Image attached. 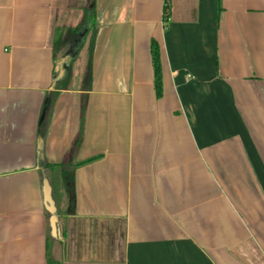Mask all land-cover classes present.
I'll return each mask as SVG.
<instances>
[{
	"label": "crops",
	"instance_id": "1",
	"mask_svg": "<svg viewBox=\"0 0 264 264\" xmlns=\"http://www.w3.org/2000/svg\"><path fill=\"white\" fill-rule=\"evenodd\" d=\"M95 1L91 54L90 0H0V264H264V0ZM84 101L53 234L39 142L62 163Z\"/></svg>",
	"mask_w": 264,
	"mask_h": 264
},
{
	"label": "trees",
	"instance_id": "2",
	"mask_svg": "<svg viewBox=\"0 0 264 264\" xmlns=\"http://www.w3.org/2000/svg\"><path fill=\"white\" fill-rule=\"evenodd\" d=\"M95 0H90L89 4V10L87 11L86 15V23L91 25L90 30L88 31V35L92 33V40H91V45H90V52L93 54L94 50V45L96 41V37L98 36V27L95 24ZM165 14L166 17H169L170 14V6H165ZM83 29V26L74 28V29H68L66 30H57L55 32L56 39H55V49H56V60H61V53L65 51V47L69 44H73L74 40L77 38L78 34L81 32ZM61 55V56H60ZM152 58H153V68H154V84H155V91H156V97L160 99L162 97V92L163 88L162 87V68H161V63H160V54H159V49L158 45L153 42L152 43ZM91 63V60H90ZM92 64L88 66V69L86 71L85 75V88L90 89L91 82H92ZM59 75H56L58 77ZM67 76L62 78V80L59 82H54L53 84V89L54 93L52 94V99L47 102L48 104L46 105L45 108V113L49 110L51 104H53L56 100V98L59 96V93L61 90H65L67 86ZM85 111H86V104L85 101L82 103V110H81V131L80 134L78 135V138L76 142L74 143L72 149L70 152L67 154L66 158L64 161L58 165H50L47 164L45 161H42L41 155L39 156V162H40V173L43 176V181L47 182L50 186L51 189V198L52 201L54 202L55 208H56V215L58 214V205H57V191L59 185H62L63 189V194L66 200V203L68 205V211L73 212L74 210V205H75V192H74V183H75V170L77 167L84 165L85 163L88 162H76L75 160V155L77 151H79L81 141H82V135H83V124H84V118H85ZM57 177L61 179V184L60 182L57 181ZM58 216V215H57ZM56 216V217H57ZM47 264H62L61 262L53 260L50 256L48 257Z\"/></svg>",
	"mask_w": 264,
	"mask_h": 264
},
{
	"label": "water",
	"instance_id": "3",
	"mask_svg": "<svg viewBox=\"0 0 264 264\" xmlns=\"http://www.w3.org/2000/svg\"><path fill=\"white\" fill-rule=\"evenodd\" d=\"M43 144L40 141L39 142V149H38V154L41 155V159H43ZM44 197H45V207L46 210L49 212V214L51 215V228L53 231V234H56V223H57V215H56V208L54 205V202L52 201L51 198V189L50 186L47 182H44Z\"/></svg>",
	"mask_w": 264,
	"mask_h": 264
},
{
	"label": "rangeland",
	"instance_id": "4",
	"mask_svg": "<svg viewBox=\"0 0 264 264\" xmlns=\"http://www.w3.org/2000/svg\"><path fill=\"white\" fill-rule=\"evenodd\" d=\"M74 83H76V82H74ZM71 84H72V82H71Z\"/></svg>",
	"mask_w": 264,
	"mask_h": 264
}]
</instances>
